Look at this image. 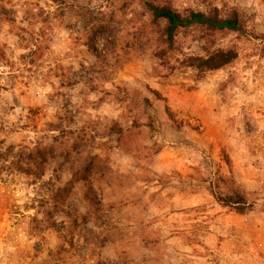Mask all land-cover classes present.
Instances as JSON below:
<instances>
[{"label":"clouds","instance_id":"clouds-1","mask_svg":"<svg viewBox=\"0 0 264 264\" xmlns=\"http://www.w3.org/2000/svg\"><path fill=\"white\" fill-rule=\"evenodd\" d=\"M124 3L130 5L127 17L122 12ZM149 4L156 12H179L181 23L189 27L196 24L194 12L203 10L206 18L218 25L231 22L236 30L203 25L195 44L191 39L170 40L165 29L175 26L164 16L150 26L153 13ZM181 8L188 11H179ZM106 9L117 21L127 23L136 17L148 29V47L139 59L133 57L137 68L130 75L108 67L109 61L115 65L106 55L112 36H96L90 42L95 58L86 57L73 41L79 36L83 43L88 35L75 29L49 33L51 50L32 73L22 77L23 83L3 69L0 194L5 206L17 203L15 192L22 195L19 203L29 206L33 194L46 203L54 199L64 222L53 229L41 216L32 226L31 238L25 240L6 226L0 246L2 264H182L195 259L185 255L186 249L167 248L161 259V253L144 238L139 221H150L158 206L165 212L187 207L195 194L205 209H217L221 198H230L229 204L264 209V118L258 120V131L249 133L245 128L246 117L254 116L248 100H255L264 112V60L255 57L261 66L255 96L234 99L243 96L241 81L233 82L234 73L227 69L216 76L235 48H239L236 54H242V62L249 53L264 50V0H110ZM153 28L158 35L153 36ZM180 32L176 27V33ZM141 35L138 33V40ZM3 39L11 44L6 50L9 59L15 60L12 52L19 47L17 38L5 32ZM81 61L89 68L102 62L108 67L107 82L95 79L93 91L88 78H80ZM58 65L68 73L60 80L56 77ZM17 67L24 70L19 62ZM64 81L79 82L61 87ZM209 82H214L211 90L204 87ZM193 121L204 124L201 134L190 127ZM25 124L30 128L42 125L43 130L37 129L33 136L24 131ZM85 132L88 139L81 142L78 138ZM97 133L99 137L92 140ZM37 145L49 149L43 161L34 153ZM159 149L175 151L194 165L192 174H181L183 170L174 161L163 163V157L157 155ZM226 158L233 163H226ZM243 164L249 167L245 169ZM27 169L32 175L21 171ZM137 177L155 179L164 191L156 203L145 198L140 205L143 215L133 219L136 210L124 208V196L117 192L129 178ZM135 189L143 192L138 181Z\"/></svg>","mask_w":264,"mask_h":264},{"label":"rangeland","instance_id":"rangeland-1","mask_svg":"<svg viewBox=\"0 0 264 264\" xmlns=\"http://www.w3.org/2000/svg\"><path fill=\"white\" fill-rule=\"evenodd\" d=\"M109 3L110 0H0V78L3 77V69L7 68L11 78L23 83L22 77L32 73L38 61L44 60L51 50L53 37L49 33H55L58 29H75L86 33L88 40L82 43L78 36L73 41V45L82 50V55L93 58H95V51L90 47V42L98 35L112 36L113 42L108 45L109 50L106 55L111 60H115V65L109 61L108 67H114L115 70L125 75L133 73L137 68L133 57L139 59L143 55V50L148 47V29L144 24H140L136 17L127 23L124 20L117 21L115 14L106 9ZM129 7V3H124L122 8L123 15L126 17L131 15L128 11ZM179 11L186 12L188 10L181 8ZM216 11L219 13L218 9ZM103 25H107L108 29L93 32V28ZM156 25L150 21V26ZM200 30L201 27L198 26L182 29L175 39H191L195 44L199 39L197 33ZM5 32L9 37L15 36L19 43V47L12 52V55L16 57L15 60L9 59L8 51H6L11 48V44L4 42ZM138 33H142L139 40L137 39ZM152 34L153 36L158 35L154 28ZM237 39L239 40L240 37L238 36ZM142 43L143 48L141 47ZM239 51V48H235L234 52L230 51V54L235 55V58L224 68L218 69L216 76L219 78L220 73H224L226 69L231 70L234 73L233 82L241 81L240 92L243 93V96L237 95L234 99L243 100L247 96H255L259 91L257 80L260 78L261 66L255 57L259 56L261 60H264V50L249 53L246 62H242V54H236ZM154 55L159 58L158 53ZM96 59L98 60V58ZM17 62L24 65L23 71L17 67ZM98 63L99 66L93 64L89 68L84 61L80 62V78L87 77L93 91L97 87L94 83L95 79H102L106 82L108 79L105 75L108 67H104L102 62ZM57 67L59 68V71L56 72L58 80L68 75L64 71V66L58 65ZM253 67H255V71H252ZM13 69H15V73H13ZM78 82L64 81L60 86L64 87L67 84L72 87L74 83ZM25 87H27L26 83ZM204 87L211 90L214 87V82H209ZM3 90L8 91L7 88H3ZM119 91L126 92V89H119ZM151 91L153 95H156V90ZM187 91L191 93L192 89L189 88ZM223 103L228 104L229 101L224 100ZM247 105L253 109L254 116L250 119L246 117L245 128L247 132L252 133L254 130H259L258 120L264 118V112L260 110L255 100H248ZM30 111L33 115L37 114L35 110ZM135 126L136 122L134 121L133 127ZM190 127L197 134H201L204 124L193 121ZM23 129L26 132L30 131L35 136L37 129L42 131L43 126L36 125L30 128L25 124ZM63 134L62 132L61 135ZM98 137L99 133L91 139L95 140ZM78 139L81 142H86L87 133L85 132V136ZM14 147V145L10 146V151ZM48 150L47 147L37 145L34 153L43 161V154ZM157 155L163 157V163L174 161L177 167L183 170L181 174L191 175L195 168L194 165L178 156L175 151L159 149ZM28 158L32 160L33 155L30 153ZM226 163L233 162L230 158H226ZM257 163H252L251 168L254 169ZM242 167L247 169L249 165L243 164ZM21 171L25 175H32L30 169ZM137 181L143 188L142 193L135 189ZM35 183L36 180H33V184ZM163 191V187L155 179L137 177L136 180L129 178L125 184L119 186L117 194L124 196L122 201L124 208L136 210L133 213V219H135L137 214L143 215L140 205L144 199L156 203ZM21 199V193L15 192L17 203L5 206L3 196L0 194V218L8 220V227L16 229V235L20 239L31 238L32 226L41 216L50 222L53 229L63 224L64 214L54 199L46 203L37 199L33 194L34 202L30 206L19 203ZM177 200L179 201L180 198L177 197ZM217 203L219 204L217 209H205L200 203L199 197L193 194L187 201V207L170 208L165 212L158 206L157 214L150 221H139L144 226V238L149 239L153 247L161 253V259L167 248H172L175 251L186 249L185 255L195 259L182 261V264H264V209H257L255 205H252L251 210L240 214L220 201ZM33 248L35 250L36 246L33 245Z\"/></svg>","mask_w":264,"mask_h":264},{"label":"trees","instance_id":"trees-1","mask_svg":"<svg viewBox=\"0 0 264 264\" xmlns=\"http://www.w3.org/2000/svg\"><path fill=\"white\" fill-rule=\"evenodd\" d=\"M153 13V18L151 19L152 23L157 24L160 16H164L168 19L170 25H174L175 27H169L166 28L165 31L169 33L168 39L174 40L177 33H176V27L182 29L190 28L188 25L182 24L181 23V17L179 15V12H172V11H165V12H156L155 8L153 5L149 4L147 6ZM187 12V11H186ZM185 12V13H186ZM193 19L196 21L195 26L201 27L203 25H206L209 29H214L217 27H227L232 29L233 31L236 30V25L232 24L229 22L228 24L225 25H218L213 19L211 18H206L205 12L204 11H196L193 14ZM238 23V22H237ZM192 26V27H195ZM93 32L96 33V31H101L108 29V26L103 25L100 26L99 28H93ZM235 58V55L230 54V59L227 60L226 64L231 62ZM228 199L230 198H221L219 200L221 203H223L225 206H229L232 209H234L236 212L240 214H245L247 211L251 210L252 204H245V205H240V204H229Z\"/></svg>","mask_w":264,"mask_h":264},{"label":"crops","instance_id":"crops-1","mask_svg":"<svg viewBox=\"0 0 264 264\" xmlns=\"http://www.w3.org/2000/svg\"><path fill=\"white\" fill-rule=\"evenodd\" d=\"M7 221L8 220L6 218H3V217L0 218V246H2V242L4 239L5 227L9 226V223ZM0 264H2V260H0Z\"/></svg>","mask_w":264,"mask_h":264}]
</instances>
